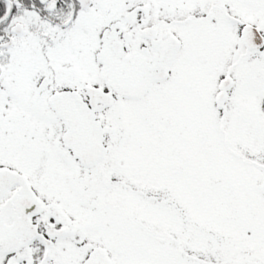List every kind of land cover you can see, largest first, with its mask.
<instances>
[{
  "label": "snow or ice",
  "instance_id": "6c2138e0",
  "mask_svg": "<svg viewBox=\"0 0 264 264\" xmlns=\"http://www.w3.org/2000/svg\"><path fill=\"white\" fill-rule=\"evenodd\" d=\"M0 264H264V0H0Z\"/></svg>",
  "mask_w": 264,
  "mask_h": 264
}]
</instances>
